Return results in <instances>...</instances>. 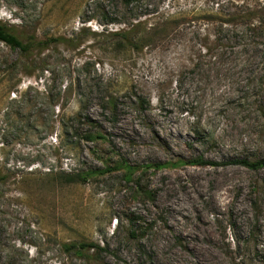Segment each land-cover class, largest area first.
Masks as SVG:
<instances>
[{
    "label": "rangeland",
    "instance_id": "1",
    "mask_svg": "<svg viewBox=\"0 0 264 264\" xmlns=\"http://www.w3.org/2000/svg\"><path fill=\"white\" fill-rule=\"evenodd\" d=\"M135 1L0 0L19 31L86 29L33 77L0 44V264H264V167L229 163L264 160V0ZM178 10L156 46L108 43L105 30ZM78 115L107 142L83 141ZM196 158L217 165L184 163ZM72 242L105 251L76 257Z\"/></svg>",
    "mask_w": 264,
    "mask_h": 264
},
{
    "label": "trees",
    "instance_id": "2",
    "mask_svg": "<svg viewBox=\"0 0 264 264\" xmlns=\"http://www.w3.org/2000/svg\"><path fill=\"white\" fill-rule=\"evenodd\" d=\"M123 2L125 6H128L136 1L123 0ZM187 13H189V11L178 10L175 11L173 15L168 13L157 14L153 22L149 21L151 20L150 18H148V20L142 19L130 25H123L118 29H114L111 31L105 30L107 32L105 35L113 51L122 52L129 50L132 52H140L146 47L156 46L158 43L164 42L165 39H168L171 31H178V25L183 24L182 19L186 18ZM210 13H213V11H210ZM217 14L220 13L217 12ZM147 15L150 16L152 15V13ZM252 16L253 14L251 13L248 15V18H252ZM252 27V29H264V22H258V25H252ZM85 30L86 29L81 26L80 30H78L77 35L74 37L72 36L66 38L62 36L44 39L40 38L35 32L28 33L26 31H19L15 28V26L9 25L0 20V44L4 45L12 51L17 52L18 58L11 62L10 67L19 69L27 77H33L36 71L43 72L45 70L43 66V59L41 58V56L44 55L45 52L52 47V45L61 44L68 48H77V46L81 44V41L78 40L77 37H84ZM95 34V32L91 33L92 36H94ZM107 105H109L112 110L115 109L114 105H112L111 100H107ZM76 121L77 129L74 130L82 132L83 141L92 143L107 142V138L104 134L101 133L100 124L98 122L86 115H78V119ZM81 126L84 127V129L81 128ZM184 163L191 166L217 165L216 163L204 160L203 158L188 160ZM229 163L240 165L251 170H257L264 167V160L250 162L248 160L236 159L232 160ZM123 166L125 168L124 173L129 179L135 173V168L125 163H123ZM168 166H170V164L158 163L150 165L148 166V168L154 167L160 169ZM92 175H94V172L89 171L66 174L63 182L68 184H82L85 183V181ZM134 233L135 232L132 231L130 235L133 236ZM62 248L67 254H73L76 257L87 255L88 258L92 260H95L97 258L99 252L105 251V249L100 247L99 244L92 242L64 243L62 245Z\"/></svg>",
    "mask_w": 264,
    "mask_h": 264
}]
</instances>
